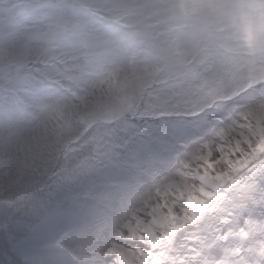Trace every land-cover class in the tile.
<instances>
[{"label":"snow or ice","instance_id":"snow-or-ice-1","mask_svg":"<svg viewBox=\"0 0 264 264\" xmlns=\"http://www.w3.org/2000/svg\"><path fill=\"white\" fill-rule=\"evenodd\" d=\"M0 264H264V0H0Z\"/></svg>","mask_w":264,"mask_h":264},{"label":"rangeland","instance_id":"rangeland-1","mask_svg":"<svg viewBox=\"0 0 264 264\" xmlns=\"http://www.w3.org/2000/svg\"><path fill=\"white\" fill-rule=\"evenodd\" d=\"M250 2L252 3H256L257 0H250ZM50 247L55 251L56 250V245L53 243V244H50Z\"/></svg>","mask_w":264,"mask_h":264}]
</instances>
